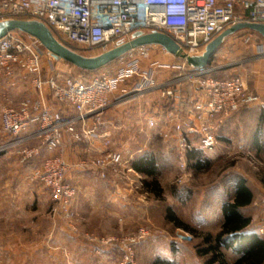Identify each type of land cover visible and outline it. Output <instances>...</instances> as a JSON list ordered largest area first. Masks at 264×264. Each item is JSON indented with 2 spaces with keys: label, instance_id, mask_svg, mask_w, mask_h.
Here are the masks:
<instances>
[{
  "label": "rangeland",
  "instance_id": "rangeland-1",
  "mask_svg": "<svg viewBox=\"0 0 264 264\" xmlns=\"http://www.w3.org/2000/svg\"><path fill=\"white\" fill-rule=\"evenodd\" d=\"M261 41L260 37L247 30L231 34L224 39L210 60L208 68L213 70V77L227 79L241 76L247 92L257 99L223 117L215 130L216 143L213 148L201 151L193 146L192 150L201 152L203 165L209 161L206 169L198 172L192 169L193 160L188 158L191 150L181 152L175 144L174 135L166 138L160 128L164 126L168 111L181 108L188 112L199 98L196 80L185 78L192 74V68L186 64L183 66L176 58H171L169 61L172 62L169 63L177 65V68H156L154 73L157 84L170 81L169 86L154 88L143 94L131 92L135 80L125 82L119 87L100 117L99 124L91 121L88 123V129L95 125V134L88 136V140L75 142L65 136L62 146L52 152L47 151L38 140L29 141L22 146L25 150L35 151L26 159L29 160L30 167L39 163L41 166V161L44 164L52 157H61L68 164L66 178L69 179L72 170L76 173L87 172L89 176L81 180L83 184L97 176L100 182L113 188V195L118 197L123 206L117 211H109V218L105 221L109 222V233L118 232L119 236L108 235L97 241L99 245L103 244L119 253L115 264L120 263L123 246L130 243L135 264H154L158 259L170 264H218L212 263L211 254L201 255L207 247L202 236L207 233L214 236L220 230L221 205L232 195L235 177L244 178L253 193L252 203L241 210L243 216L251 220L244 232L255 234L264 240V160L263 154L256 152L253 143L255 134L260 133V142L264 145V57H261L264 45L260 46ZM258 46L262 48L258 49ZM79 54L94 57L100 55L101 51L93 48L80 51ZM161 57L158 54L151 55L142 62L141 69L148 71L150 63L153 60L160 62ZM117 63L115 61L99 70L85 72L62 60L49 62L43 57L42 78L45 84L49 78H56L57 75L90 78L108 69H115ZM31 80V75L21 68H15L11 74L0 72V96L14 94L22 101L32 90L35 91ZM43 89L46 93L45 102L51 108H63L64 105L56 104L52 100L48 85ZM168 91L171 95L166 94ZM261 93L262 96L258 95ZM175 99H178L177 103ZM149 118L157 119L159 127H149ZM107 122L114 123V128L106 131L104 127ZM162 128L165 130L168 127ZM65 140L73 141L72 145H66L69 149L67 153ZM195 141L196 139L193 140ZM19 148L21 147L11 152L20 154ZM117 153L122 157L120 164L107 165L104 169L95 165V161L101 156ZM149 155L155 157L157 175L154 179L140 174L132 166L138 159ZM39 166L30 168L35 174L33 179L36 178L37 183H40L34 187L37 193L33 192L31 195L22 194L16 198L7 195L6 191L4 193L6 179L0 176V217L7 213V201L23 202L27 203L31 225L39 219L44 220L46 233L48 222L61 221L64 233L73 237L82 236L84 233L81 223L88 216L87 206H83L80 214L74 210L73 201L78 195L75 193L70 209L74 213L72 218H66L62 212L53 213L49 193L39 179L43 165L38 171ZM153 181L160 188L159 195H155L146 186V183ZM40 196L46 203H40L42 207L39 209L37 203L40 202ZM78 199L84 201L81 194ZM168 210L193 229L196 235L169 222L166 218ZM115 221H118L117 225ZM13 231L20 233V227H13ZM222 253L225 264H234L239 258L231 248H223Z\"/></svg>",
  "mask_w": 264,
  "mask_h": 264
},
{
  "label": "built area",
  "instance_id": "built-area-1",
  "mask_svg": "<svg viewBox=\"0 0 264 264\" xmlns=\"http://www.w3.org/2000/svg\"><path fill=\"white\" fill-rule=\"evenodd\" d=\"M11 19L41 23L60 45L78 54L93 48L104 53L129 41L137 32H159L170 37L184 55L183 59H176L192 68V74L185 78L195 79L199 91L188 118L180 119L177 113L170 112L164 122L168 128L160 127L164 137L174 135L181 152L194 147L201 151L213 148L215 130L223 117L257 99L247 92L241 76L215 78L212 69L195 68L187 59L202 56L209 43L236 24H264V0H0V22ZM252 33L261 38L263 46L264 38ZM154 49L168 54L158 45L140 46L115 60L118 63L113 70L90 78L57 75L45 84L42 59L56 60L37 39L17 31L8 33L0 40V72L25 70L32 77L35 94L17 107H0V138L14 139L12 143H0V155L15 145L21 147L20 155L26 160L35 152L22 147L29 141L38 140L52 152L62 146L65 136L75 142L88 140V136L95 134V125L88 129V123L99 124L112 95L125 82L135 80L131 92L137 94L169 86L170 81L156 83L155 70L177 65L154 61L148 71L141 69ZM261 54L264 57V52ZM45 85L54 103L66 105L73 116H64L62 109L51 108L45 102ZM147 123L151 128L159 127L155 118H149ZM121 162L120 154H107L97 159L95 165L104 169ZM67 172L66 161L52 157L43 164L39 179L49 193L53 213L62 212L66 218H72L74 213L70 209L76 192L67 181ZM121 251L119 264H135L131 243Z\"/></svg>",
  "mask_w": 264,
  "mask_h": 264
},
{
  "label": "crops",
  "instance_id": "crops-1",
  "mask_svg": "<svg viewBox=\"0 0 264 264\" xmlns=\"http://www.w3.org/2000/svg\"><path fill=\"white\" fill-rule=\"evenodd\" d=\"M244 30L246 29L238 32ZM249 32L251 33L252 31ZM258 49H261V47ZM154 54L161 55L162 61L160 59V62L158 60H153L152 62L157 61L161 64L172 65L170 64L172 61L169 60L171 58H173V60L176 58L170 54H163L157 49H154L151 53V55ZM166 61L168 62L166 63ZM206 68H208V66ZM34 94L35 91L32 90L29 96H34ZM258 95L262 96L263 93ZM29 96L24 97V99ZM16 97L17 96L14 94L10 96L8 94L0 96V107H17L21 99L19 101ZM175 101L177 103L178 99H175ZM57 109H62L64 116H73V113L66 105H64L63 108L57 107ZM171 112L177 113L180 119L189 117L188 112L181 110V108ZM168 113H170V111H168ZM168 113H166V115ZM105 128L106 131L114 128V123L107 122L104 129ZM13 141L14 139L0 138V143H12ZM71 142L73 141H64L66 153L69 150L67 147L68 144L72 145ZM97 143L98 142H95L94 144ZM18 147L12 145L5 153L0 155V176L6 179V189H4V193L7 192L6 194L11 195L13 198H16L17 195H27L29 193L31 195L33 192L37 193L34 187L35 184H40L37 183L38 181L35 180V177V179H33L35 174L32 171V169L39 166L40 163L36 166L31 165L30 167L29 160H24L19 153L11 152ZM87 150L85 152H87ZM37 161L39 160L37 159ZM41 163L42 166L43 162L41 161ZM41 166H39L37 170L40 169ZM30 168H32L31 171ZM88 176L87 172L76 173L72 170L69 179L67 178L68 183L74 187L76 194H81L84 200L78 201L77 195V199L73 201L74 210L80 214V212H82L81 210H83V206H87L88 208V216L86 219L84 218L81 223L83 228L82 233H84L82 236L73 237L64 233V230L61 228V226H63L61 221L55 220L48 222L49 227L45 233L44 220L39 219L37 223L33 225L30 224L31 220L28 218L27 211L29 210L27 208V203L23 204V202L7 201L5 206L7 213L4 217H0V264H115L119 253L105 245L103 246V244L99 245L97 240L108 235L119 236L118 232H116V234L109 233V222L105 220L109 218V211L121 209L123 203L118 197L113 195V188L110 187V185H105L100 182L97 176L96 178H92L91 181L88 180V183L85 181L86 183L83 184L81 180ZM29 178H31L30 181ZM41 198L43 197L40 196V202L37 203L39 209L42 207L43 202L46 203L44 198ZM117 223L118 221H115L116 225ZM50 225H53L52 228H50ZM87 225L88 229H86ZM15 226L20 227V233L13 231V227Z\"/></svg>",
  "mask_w": 264,
  "mask_h": 264
},
{
  "label": "trees",
  "instance_id": "trees-1",
  "mask_svg": "<svg viewBox=\"0 0 264 264\" xmlns=\"http://www.w3.org/2000/svg\"><path fill=\"white\" fill-rule=\"evenodd\" d=\"M259 134H255L253 143L256 152L262 153L264 156V145L260 142L261 134ZM201 156V152L197 150H191L188 154L189 160H193L191 167L196 172L209 167V161H206L204 165L201 163ZM132 166L137 172L153 179L157 175L155 157L152 155L138 159ZM146 186L150 187L155 195L161 193L156 181L146 183ZM252 200L253 193L247 186L246 180L242 177H235L232 195L221 205L222 223L220 230L214 236L208 233L202 236L207 247L201 252V255L211 254L212 263L225 264L222 249L231 248L239 255L234 264L264 263V240L255 234L244 232L249 227L251 220L243 216L241 210L249 206ZM166 218L175 227L196 235L195 231L182 223L172 211H167ZM154 264L170 263L158 259Z\"/></svg>",
  "mask_w": 264,
  "mask_h": 264
},
{
  "label": "water",
  "instance_id": "water-1",
  "mask_svg": "<svg viewBox=\"0 0 264 264\" xmlns=\"http://www.w3.org/2000/svg\"><path fill=\"white\" fill-rule=\"evenodd\" d=\"M243 29L256 32L264 38V24L239 23L227 29L209 43L202 56L188 58L187 62L198 69L206 68L224 39ZM14 31L27 34L37 39L39 43L50 52L53 59L62 60L79 70L87 72L99 70L140 46L158 45L168 54L173 55L174 57L184 58V55L180 53L176 43L167 35L159 32L147 34L137 32L129 41L122 43L117 47L94 57H85L60 45L53 38L50 31L37 21L11 19L0 22V40L8 33Z\"/></svg>",
  "mask_w": 264,
  "mask_h": 264
}]
</instances>
